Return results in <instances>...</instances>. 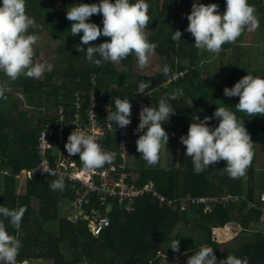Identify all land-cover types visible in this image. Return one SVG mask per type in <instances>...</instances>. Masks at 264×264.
I'll return each instance as SVG.
<instances>
[{
  "label": "trees",
  "instance_id": "1",
  "mask_svg": "<svg viewBox=\"0 0 264 264\" xmlns=\"http://www.w3.org/2000/svg\"><path fill=\"white\" fill-rule=\"evenodd\" d=\"M51 1L27 0L26 13L36 22L29 32L39 36L34 46V59L39 52H43L44 59L40 62L52 63L53 71L45 72L38 80L21 76L15 81L0 73V85L6 87L7 97L0 99V204L9 208H27L19 232L5 221L8 231L18 235L22 241L18 264H35L36 260L49 264H160L162 257L168 264L182 253L189 252L188 258L191 257L201 246L213 247L218 261L226 259L228 255H236L246 256L249 264H264V227L261 221L264 202L260 201L259 193L256 197L253 182H246L242 176L230 177L224 168L226 161L210 165L197 174L191 157L185 155L186 147L180 141L194 122L192 118L195 115L201 119L212 116L216 107L223 104L231 105L234 109L239 97H226L224 88L233 87L248 73L259 76L256 70L243 72L230 65V71L226 73V63L220 66L218 80L213 77L207 79L209 69L206 62L213 53L197 49L194 37L185 31L187 26L177 22L178 12H191V0H163L160 7L154 0H147L150 5L147 37L157 45L156 52L169 72L165 74L162 69L152 77L153 80L146 77L130 80L134 55L119 63L126 68L125 71L117 70L116 63L110 61H102L101 66H96L86 59V52L77 51L78 45L85 50L88 47L81 44L82 33L70 35L73 22L66 18L67 10L76 4L99 3V0H63L55 8ZM210 3L219 5L221 12L226 7L225 0H204L203 4ZM249 3L255 7L256 16L261 18L259 25L264 26V0H249ZM102 19V14L90 17L91 22L101 27ZM176 30L182 32L180 41L172 40ZM107 40L110 37L101 36L89 43L99 45ZM234 43L224 44L221 54ZM50 44L54 45V56ZM178 71L184 72L183 75L168 81ZM150 81L152 84H149ZM141 82L149 84L145 92L151 94L147 98L150 106H157L162 98H168L175 114L163 125L169 140L166 146H162L156 165H147L137 151L136 140L140 133L135 135L134 172L139 175L138 184L152 181L157 192L166 200H171V204L167 205L165 201L160 205L154 198L145 196L136 200L131 212L113 205L108 213L110 225L95 236L86 222H72L67 218L66 211L61 215L60 201H67L71 197L66 183L63 191H52L49 185L57 178L36 176L24 181L19 178L22 171L36 165L37 134L43 123L53 119L48 115L42 116L40 103L43 101L48 106L47 103L52 100L53 104H64L69 109L76 93L79 92L85 100L88 89L94 85L98 93V110L109 101L115 111L114 101L117 98L129 99L134 105L141 96L138 92ZM18 89L23 107L17 99ZM154 89L157 95L152 94ZM14 92H17L16 95ZM180 92L183 94L180 95ZM173 94L175 99H172ZM236 114L244 119L245 127L255 143L253 160L246 170L250 174L256 161L258 143L264 153V126L261 125L264 116L251 117L242 112ZM211 123L218 126L219 121L213 120ZM70 134L65 133L63 139L67 140ZM100 144L108 151H117L113 134H108ZM261 173L264 175V169ZM19 181L23 182L21 186ZM225 195L236 196L237 200H228L225 207L217 203L211 212L204 211L202 205L191 203L186 209L181 207V201L187 197L218 198ZM34 204L38 206L36 210ZM232 222H240L245 228L242 230H251L253 235L238 247H232L226 256V252L219 249L220 243L213 239L212 229ZM175 239L180 241L179 252L170 248Z\"/></svg>",
  "mask_w": 264,
  "mask_h": 264
},
{
  "label": "clouds",
  "instance_id": "2",
  "mask_svg": "<svg viewBox=\"0 0 264 264\" xmlns=\"http://www.w3.org/2000/svg\"><path fill=\"white\" fill-rule=\"evenodd\" d=\"M26 3L27 0H0V73L12 81L21 76L38 80L54 68L47 61L34 62V46L39 36L29 32L34 20L26 13ZM225 4V10L221 12L216 3L205 5L200 0H193L185 31L192 34L197 49L219 53L224 44L234 43L246 28L259 27L256 9L249 0H225ZM149 8L147 0H99V3L76 4L66 12V18L73 22L70 35L82 33L81 44L88 45L86 50L78 45L77 51L86 52V59L96 66H101L102 61L120 63L134 55L138 66L146 68L157 48L145 34L150 20ZM94 14H102V27L90 21ZM101 36L110 37V40L99 45L89 43ZM181 37L182 32L176 30L172 40L180 41ZM163 72L167 74L169 68L165 66ZM148 88V83L141 82L139 94L145 93ZM5 92L6 87L0 85V99L7 98ZM223 92L226 97H239L235 108L223 104L216 107L212 116L201 119L195 115L192 118L194 122L190 124L188 132L180 137V141L186 147L185 155L191 157L197 174L210 165L226 161L224 168L227 174L238 178L246 173L252 163L255 143L245 127L244 119L236 113L242 112L251 117L264 116V77L248 73L233 87H225ZM172 99H175V94ZM114 104L115 111H109L108 118L115 123L116 128H126L131 124L132 105L129 99L119 98ZM57 106L55 104L52 114L48 116L54 117ZM173 114L175 109L169 104L168 98H162L157 106H145L140 111L139 124L135 130L140 135L136 145L149 166L158 163L161 148L167 145L169 134L163 125ZM213 120L219 121L218 126L211 123ZM65 149L69 156L79 154L84 172L100 169L105 164L111 165L116 157L115 152L101 146L98 136L90 129L75 128L67 138ZM49 187L52 191H63L65 175L60 174ZM26 211V206L9 208L0 204V264H18L22 241L18 235L8 231L5 221L19 232ZM213 239L218 242L214 236ZM179 243V239L173 240L170 248L179 252ZM186 264H249V259L246 256L228 255L226 259L218 261L213 247L201 246L187 259Z\"/></svg>",
  "mask_w": 264,
  "mask_h": 264
},
{
  "label": "built area",
  "instance_id": "3",
  "mask_svg": "<svg viewBox=\"0 0 264 264\" xmlns=\"http://www.w3.org/2000/svg\"><path fill=\"white\" fill-rule=\"evenodd\" d=\"M184 72H174L168 81L175 80ZM93 84L94 83L93 81ZM83 95V94H82ZM71 108L59 104L53 119L43 123L37 134L35 145L37 163L21 172L25 179L39 177L58 178L65 175V183L70 190L71 197L67 200V218L72 222H86L93 235L97 236L103 229L110 225L108 213L113 205L126 212H131L137 199L150 196L160 204L166 200L160 195L153 184H138L132 180L125 164L126 152L132 146V141L137 133L139 114L143 107L150 106L147 98L149 92L142 93L140 98L131 103V124L126 128H116L114 122L108 118L113 106L105 102L98 110V94L94 85L87 91L86 99L76 93ZM75 128L90 129L98 136L100 143L108 134L118 136L119 160L117 155L113 164H105L102 168L92 172L83 171V162L79 154L69 156L65 149V132H72ZM146 130V129H145ZM106 150V149H105ZM183 199L181 207H188V203L202 205L204 211L211 212L218 204L235 201V196L225 195L218 198L196 197ZM264 213V212H263Z\"/></svg>",
  "mask_w": 264,
  "mask_h": 264
},
{
  "label": "rangeland",
  "instance_id": "4",
  "mask_svg": "<svg viewBox=\"0 0 264 264\" xmlns=\"http://www.w3.org/2000/svg\"><path fill=\"white\" fill-rule=\"evenodd\" d=\"M46 1L48 2L51 0H42V2H46ZM154 1H155V4L158 5L159 7L163 4V0H154ZM51 2L54 5L53 7L55 8V7L60 6L63 0H52ZM200 2L204 3V0H200ZM189 4L192 5L193 0H191V3ZM171 11H172V7H171ZM188 14H190V11L178 12L176 17H177V22L179 25L188 26V23H189V21L187 20ZM255 15H257V13H255ZM257 19L258 21H261L260 16L259 17L257 16ZM35 24L36 22L34 21V24L32 26H35ZM145 34L146 36H148L149 34V30H147V28H145ZM49 46H51L53 56H54V48H53L54 45L50 44ZM51 49L49 51H51ZM42 59H44V53L39 52L38 56L34 59V62H40ZM226 63H227L226 73H229L230 71L229 66L233 65L232 67H234V69L238 67V69L243 72L246 70L249 71L251 69H254L259 74V76L264 77V26L259 25V27L255 29H250V27L246 28L242 32L241 36L237 38L236 42L233 44V46L230 49H228L226 52L222 54L221 52L213 53L211 58H209V60L206 62V64L208 65V69H209V74L206 76V78L210 79L213 77L218 80L219 74H220V66L225 65ZM228 63H231V64H228ZM115 66L117 70H120V71L126 70V68L120 65L119 63H116ZM163 67H164L163 59L157 52H155V54L151 57L148 66L143 69H141L138 66V62L135 57L133 64H132L129 78L130 80H132V79H135L136 77H146L150 80H153L152 77L156 73L162 71ZM150 83L152 84L151 81L149 82V84ZM8 89L11 90L10 87H8ZM17 92H18L17 99L20 101L21 107H23L24 103L21 99L20 89H18ZM17 92H14V95H16ZM152 94L157 95L158 92L154 89L152 91ZM48 99H51V96H48ZM50 101H51L50 103H47L48 106H45L43 101L40 103V106H41L40 110L42 111L43 117L45 115L52 114L51 111L54 108L55 104H53L52 100ZM28 111L31 112L30 109H28ZM262 124L264 126V121L261 122V125ZM262 169H264V153L262 151L261 144L258 143L256 161L254 163L253 170H252V172L255 173L253 174L255 175V181H257L256 175H258L260 170ZM250 176L251 175L246 172L242 177H243V180H248L250 179ZM254 185H255V189L258 188L257 191H259V187H257L256 184ZM235 198L237 199L236 196ZM59 204H60L59 206L61 207L60 213L62 215L66 211V207L68 209V205L66 206V203L64 200L60 201ZM37 207L38 206L34 204L35 210L37 209ZM183 209H186V207ZM261 221L263 222V225H264V214L261 218ZM228 224L230 227L228 229L216 228L217 230H214V232L212 230V235L220 243L219 249L224 250V252H226V256L231 252V247H236V244L238 245L239 242L242 243L243 241L250 239L251 236L253 235L252 232L248 230H242L245 228H242V225L240 224V222H232L231 224L227 223L226 226H228ZM221 243H226V245H231V246L229 248L227 247L224 248L225 246L222 245ZM187 253L189 252L182 253L178 257L173 258L168 264H186L187 258L189 256ZM35 264H49V263L41 261V260H36ZM160 264H167L164 257L161 258Z\"/></svg>",
  "mask_w": 264,
  "mask_h": 264
},
{
  "label": "crops",
  "instance_id": "5",
  "mask_svg": "<svg viewBox=\"0 0 264 264\" xmlns=\"http://www.w3.org/2000/svg\"><path fill=\"white\" fill-rule=\"evenodd\" d=\"M109 102V101H108ZM65 133H67V132H65ZM64 133V134H65ZM114 137H115V139H116V141H117V151H113V152H115L116 153V155H117V160H119L120 158H119V156H118V154H119V148H118V136L117 135H114ZM65 140V139H64ZM134 141H135V136H134V138H133V141H132V146H133V143H134ZM67 142V140H65V143ZM130 147L129 148V150H128V152H126V157H125V164L128 166V171H129V174H130V177H131V179L132 180H135V181H137L138 180V177H139V175L136 173V172H134V167H133V159H134V146L133 147ZM104 149H106V150H108V148H104ZM261 171L262 170H260V172H259V174L258 175H256V177H257V181H255V175H253V174H255L254 172H251L250 173V179H248V180H245L246 182H249V183H252L253 182V185L254 184H256L257 185V187H258V185H262L261 187H259V191H257V189L258 188H254L255 190V194H256V197L258 196V193H259V199H260V201H262V202H264V175L261 173ZM21 177H19L20 179H21V181H24L25 180V178H23V176L22 175H20ZM21 181H19V185L21 186V183H23V182H21ZM148 183H151V184H153V186H154V183L152 182V181H147ZM155 187V186H154ZM2 188V187H1ZM156 189V188H155ZM18 191H20V189H18ZM243 197L245 198V196L243 195ZM237 200V199H236ZM67 202L68 201H65V203H66V206H67ZM161 205V204H160ZM222 205H224V207L227 205V203L225 202V203H223ZM216 206V205H215ZM214 208V207H213ZM66 212L68 213V210H67V207H66ZM228 228H230L229 227V225L227 226ZM263 227H264V225H263ZM228 228H225V229H228ZM213 230V232H214V230H216L215 228H213L212 229ZM251 231V230H250ZM247 240H249V239H247ZM246 240V241H247ZM244 242V241H243ZM242 242V243H243ZM222 245H224L225 247L224 248H229L231 245H226V243H221ZM241 244V242H239L238 243V245L236 244V247H238L239 245ZM220 245V244H219ZM235 245V244H234ZM193 250V249H192ZM191 250V251H192ZM231 250H232V247H231Z\"/></svg>",
  "mask_w": 264,
  "mask_h": 264
}]
</instances>
